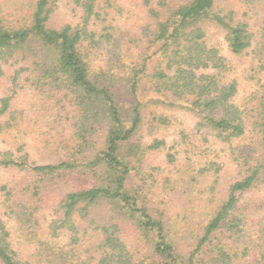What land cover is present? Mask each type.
Returning a JSON list of instances; mask_svg holds the SVG:
<instances>
[{
	"label": "trees",
	"instance_id": "trees-1",
	"mask_svg": "<svg viewBox=\"0 0 264 264\" xmlns=\"http://www.w3.org/2000/svg\"><path fill=\"white\" fill-rule=\"evenodd\" d=\"M59 1L0 0V75L21 56L35 88L50 99L61 97L74 113L67 131L71 144L57 163L28 165L0 153V167L15 164L34 172L29 196L8 192L0 202V264H46L37 260L46 250L54 254L52 264H74L73 217H85L100 201L112 206L113 216L94 229L87 264H264V0H132L145 17L136 37L117 21L120 0H68L79 15L74 23L58 24L53 19ZM210 26L223 31L229 58L206 43ZM156 44L149 76L157 95L147 102L136 98L126 119L116 95L122 90L135 97L148 50ZM9 101L0 97V116ZM153 101L160 123L166 119L155 102L194 115L221 146L222 166L230 171L217 203L210 194L217 206L197 231L188 223L174 225L162 213L155 217L126 186L133 166L122 147L138 148L142 112ZM58 106L53 100L52 129ZM60 108L69 112L64 104ZM52 190L58 211L48 231L54 239L61 231L73 232L69 248L40 243L26 255L4 216L16 210L32 234L42 207L37 201ZM131 227L139 241L146 240L144 259H135L123 240Z\"/></svg>",
	"mask_w": 264,
	"mask_h": 264
},
{
	"label": "rangeland",
	"instance_id": "rangeland-1",
	"mask_svg": "<svg viewBox=\"0 0 264 264\" xmlns=\"http://www.w3.org/2000/svg\"><path fill=\"white\" fill-rule=\"evenodd\" d=\"M120 6L117 12L120 13L118 23L125 33L135 35L145 23L142 9L133 6L132 0H120ZM78 15L79 11L72 1L61 0L57 2L53 22L74 23ZM206 43L218 49L225 57H230L221 29L212 26L207 28ZM157 48L156 44L148 50L147 55L150 58L148 68L140 75L142 80L135 97L127 91L118 90L116 99L126 119L132 115L136 98L147 102L157 95L153 91L152 78L149 76L156 63ZM104 57L101 58L102 62L107 60V56ZM3 69L4 74L0 75V97H8L10 101L8 112L0 116V153H8L12 159L26 162L28 165L54 164L64 159L67 147L71 144L67 131L74 124V113L68 104L64 100L61 102L62 98L59 96L50 99L41 89L35 88L32 72L26 68L21 56L9 61ZM53 100L58 102L59 109L56 110L52 129L48 125L52 121L48 116L53 113L51 109ZM153 103L154 101L146 103L148 105L142 112L141 125L135 136L138 148L126 145L122 147V155L133 166L126 186L131 193L138 195L139 203L147 206L155 217L162 213L174 225L188 223V229L197 231V225L202 217L217 206V198L224 195V183L230 179V171L227 172L225 166H222L224 156L221 146L200 128L194 115L182 108L155 102L158 107L160 106V112L166 119L160 123L155 119V115L159 113L153 108L155 107ZM63 104L69 112L60 108ZM6 120L10 126L5 124ZM155 141L157 143L153 144ZM99 143L101 145V141ZM74 150L75 147L70 153ZM215 168L221 173H215ZM33 173L27 166L2 165L0 202L8 192L15 198L24 199L25 196H29L32 188L28 185H31ZM212 175L214 177L219 175L220 180L214 182ZM59 187L61 190L62 184ZM210 194L217 196L216 203H212L210 198L213 196ZM53 197L55 190L37 201L36 205L42 207L35 215L37 224L32 234L25 232L26 229L21 225L16 210L9 211L4 216L12 239L22 246L26 255L32 256L31 253L40 243L49 242L54 245L59 243V249L61 246L64 249L69 248L68 242L73 232L61 231L56 236L57 239H54L48 231V226L58 211L53 204L56 197ZM51 198L53 200H49ZM111 209L112 206L107 202L100 201L85 217L79 215L73 217L78 228V232H74V264L89 262L86 261L90 254L89 250L96 240L94 229L110 220L113 216ZM124 234L127 238L123 240L135 259L148 257L146 240L139 241L132 227L124 230ZM50 253V250H46L45 255L37 260L40 263L52 264L55 261L54 254Z\"/></svg>",
	"mask_w": 264,
	"mask_h": 264
}]
</instances>
